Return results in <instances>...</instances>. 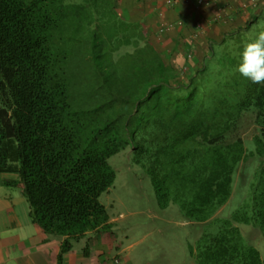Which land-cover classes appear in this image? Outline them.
I'll return each instance as SVG.
<instances>
[{
    "label": "trees",
    "instance_id": "trees-1",
    "mask_svg": "<svg viewBox=\"0 0 264 264\" xmlns=\"http://www.w3.org/2000/svg\"><path fill=\"white\" fill-rule=\"evenodd\" d=\"M227 39L178 65L116 0H0V174L57 264L112 231L99 198L127 147L157 207L203 229L192 264H263L239 226L264 238V85L234 71L249 38Z\"/></svg>",
    "mask_w": 264,
    "mask_h": 264
},
{
    "label": "crops",
    "instance_id": "crops-1",
    "mask_svg": "<svg viewBox=\"0 0 264 264\" xmlns=\"http://www.w3.org/2000/svg\"><path fill=\"white\" fill-rule=\"evenodd\" d=\"M116 7L124 20L142 22L153 42L178 65L186 53L195 62L207 47L247 30L264 16V0H116ZM13 179L14 175L0 174V264H57L62 239L45 237L31 223L25 228L28 222L21 207L28 205L18 190L5 184ZM113 223L109 218L112 228ZM112 236V231L101 236L87 233L79 241L83 249L88 244L87 256L83 249L72 248L62 264H114L116 257L121 264H131Z\"/></svg>",
    "mask_w": 264,
    "mask_h": 264
},
{
    "label": "rangeland",
    "instance_id": "rangeland-1",
    "mask_svg": "<svg viewBox=\"0 0 264 264\" xmlns=\"http://www.w3.org/2000/svg\"><path fill=\"white\" fill-rule=\"evenodd\" d=\"M260 30H264V16L247 30L229 36L227 41L232 38L240 43V40L243 42ZM219 48L220 45L213 44L214 50ZM250 136L249 131L245 137ZM108 163L115 172V181L100 196L99 202L114 221L112 237L123 248L124 257H128L131 264H192L188 247L195 243L201 227L197 230V227L184 221L176 205L171 204L165 210L157 207L150 180L142 166L135 163L130 148L111 157ZM239 206V202L232 199L222 208L219 216L227 217ZM27 208L21 207L25 211L23 220L28 222L24 224L25 228L31 226V222L27 221ZM239 227L243 236L259 251L264 264V238L251 227ZM83 247V242L73 243L75 252Z\"/></svg>",
    "mask_w": 264,
    "mask_h": 264
},
{
    "label": "clouds",
    "instance_id": "clouds-1",
    "mask_svg": "<svg viewBox=\"0 0 264 264\" xmlns=\"http://www.w3.org/2000/svg\"><path fill=\"white\" fill-rule=\"evenodd\" d=\"M240 57L234 71L253 84L264 85V30L249 37Z\"/></svg>",
    "mask_w": 264,
    "mask_h": 264
},
{
    "label": "built area",
    "instance_id": "built-area-1",
    "mask_svg": "<svg viewBox=\"0 0 264 264\" xmlns=\"http://www.w3.org/2000/svg\"><path fill=\"white\" fill-rule=\"evenodd\" d=\"M190 41H191V39L189 40L188 43H191ZM187 58L190 59L191 58V54L190 55H187ZM113 263L114 264H121V260L116 257V258H114Z\"/></svg>",
    "mask_w": 264,
    "mask_h": 264
}]
</instances>
